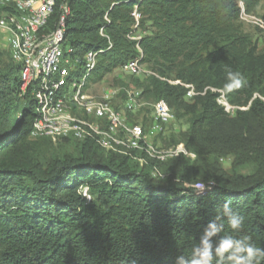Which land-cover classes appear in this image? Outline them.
<instances>
[{
	"label": "trees",
	"instance_id": "16d2710c",
	"mask_svg": "<svg viewBox=\"0 0 264 264\" xmlns=\"http://www.w3.org/2000/svg\"><path fill=\"white\" fill-rule=\"evenodd\" d=\"M68 8L65 45L78 57L72 76L84 74L86 52L104 51L87 80L101 82L137 59L138 47L139 64L153 75L131 76L133 87L147 104L164 103L175 117L153 141L164 145L185 120L186 150L251 153L256 169L241 176L215 168L202 180L208 190L198 194L186 187L194 184L195 159L190 165L182 155L107 154L92 139H33L35 102L30 88L20 91L19 67L7 51V62L0 54V264H175L180 255L191 258L226 200L244 217L238 235L264 246V47L240 24L242 11L263 18L264 0H68ZM229 70L242 75L244 86L225 88ZM70 71L58 77L63 89ZM184 85L194 96H185ZM211 89L223 92L232 113ZM117 96L121 102L125 92ZM149 112L127 116L142 118L147 128ZM64 144L70 152L54 150ZM158 170L170 174L155 178L151 172ZM230 232L225 223L222 234Z\"/></svg>",
	"mask_w": 264,
	"mask_h": 264
},
{
	"label": "bare ground",
	"instance_id": "6f19581e",
	"mask_svg": "<svg viewBox=\"0 0 264 264\" xmlns=\"http://www.w3.org/2000/svg\"><path fill=\"white\" fill-rule=\"evenodd\" d=\"M0 10V31L7 35L9 57L19 67L20 91L24 93L27 85L35 102L37 118L33 123L31 137H50L53 143H57V138H72L77 141L92 139L107 154H127L131 150H138L154 157L155 152L148 140V134L163 132L170 124V120L162 116L173 115L164 103L149 104L148 127L152 130L148 133L142 130L146 129L142 124H132L129 121L130 117L127 116L139 113L146 105L140 92L125 93L120 109L112 102V96L113 100L116 99L114 93L101 102L84 101L90 100L85 95H83L85 98H82L81 90L96 65L97 56L104 51H88L84 54L86 65L84 74L78 82L72 83V93L62 94L67 88L61 87L58 77L67 69L66 63L68 69L72 70L78 62L75 49L65 45V19L69 15L68 0H47L45 14L40 18V24L37 14L25 6L23 0H0ZM56 10L57 19L53 28L49 29L48 24ZM133 13H136V10ZM136 18H139L137 13ZM104 20L107 21V18L104 17ZM31 25H33V35L28 37L31 34ZM99 34L104 36L102 30ZM129 39L139 40L134 37ZM49 44L50 48H47ZM110 46L109 43L108 48ZM137 49L139 57L123 65L131 64V67L121 68L122 72L129 75L139 73L142 53L138 47ZM35 57L34 73L31 76L27 61ZM184 87L189 90L187 94L194 96L191 86L184 85ZM211 91L218 94L217 103L229 112L231 107L226 103L223 92L214 89ZM75 109H83L88 118L73 117L70 113ZM92 110L98 111L95 112V116ZM177 154H179L177 151H169L159 159L163 160L165 157ZM139 162L142 164V160Z\"/></svg>",
	"mask_w": 264,
	"mask_h": 264
},
{
	"label": "rangeland",
	"instance_id": "374dc122",
	"mask_svg": "<svg viewBox=\"0 0 264 264\" xmlns=\"http://www.w3.org/2000/svg\"><path fill=\"white\" fill-rule=\"evenodd\" d=\"M240 24H241V29L244 33L248 34L251 36L252 40L255 42L257 45L258 49H261L264 47V17L262 18L261 13L259 14V17L255 16H248L245 15L244 13H241L240 16ZM257 27V28H256ZM137 40L139 37H136ZM7 35H5L4 32L0 31V54H3V61L7 62V58L5 56V53L7 51L9 52V47L7 45ZM139 73L136 75H129L121 71V68L118 71H113L111 74L105 76L101 82L97 83H92L90 81L85 82V87L82 88L81 94L85 95V97H89L90 100H84V101H93V102H101L105 100V97H110L109 95L111 93L116 94V99L113 100L112 96V102L114 105L118 104V101L120 102L118 94L121 95V92H137L135 88L132 85V81L134 80L133 77H140V76H149L153 75L150 73L145 65H139ZM76 71V66L73 67V69L70 71L68 75H71L70 80L68 83H66L65 88L63 90V95L70 94L72 93V83L74 84L75 81L78 82L81 78L79 75L78 77L72 76V73ZM128 76V77H127ZM131 77V78H129ZM143 79V77H141ZM168 83H171L170 85H177L175 81H167ZM122 84V85H121ZM127 86H124V85ZM72 88V89H71ZM140 92V91H138ZM144 101V99H143ZM123 100L120 102V106H115L118 109L122 106ZM145 102V101H144ZM84 103V102H83ZM146 103V102H145ZM153 104V103H150ZM148 107L149 108V103L143 107ZM226 107V106H225ZM142 108V109H143ZM227 108V107H226ZM141 109V110H142ZM150 109V108H149ZM234 108L230 109L229 113H232ZM240 110H244L243 108ZM141 112V111H140ZM73 117H77L79 119H87L88 116L85 113L83 109H75L73 112L70 113ZM138 114V113H137ZM135 114V115H137ZM135 115H132L130 117H134ZM150 115V112H149ZM148 115V118H149ZM129 120V119H128ZM132 124H142V118H138L137 120H133L130 118L129 120ZM187 130V124L185 120H182L180 122H177L176 125L171 129L172 133H176L173 135V138L169 139L166 141V143L161 144V143H155L154 140V135L148 134V140L152 144V148L154 149V157L161 158L166 152L169 151H177V155L172 156L177 157V156H184L187 157L188 161L193 163L192 161L195 159L196 163L194 165L195 171L193 170L194 173H192V177L194 179V184L196 182H201L203 178L207 177V175L213 171L215 168H220L222 171L228 173V174H238L241 176H246L251 173H253L256 169L257 165V157L251 153H240L239 155L231 154V153H225L219 155H200L196 156L192 151L186 150L181 142H182V136L181 133L185 132ZM165 131V129H164ZM163 131V133H164ZM169 132L166 131L165 135H167ZM179 133V135H177ZM33 138V137H32ZM35 139V138H33ZM59 139V140H58ZM62 138H57L56 142L58 143L61 141ZM172 144H175L172 146ZM57 145V144H56ZM54 145V146H56ZM179 145V146H178ZM56 152H70L71 147L68 144H64L61 147H56L54 148ZM167 157L164 158V160ZM171 159V158H170ZM161 160V159H160ZM167 161V160H166ZM165 162V161H164ZM164 172H161L158 170V173H152V176H155V178H160L164 179L165 177L169 176V172L167 174H163ZM193 184H186V187H191ZM82 195L87 196L86 194V189L82 188L81 189Z\"/></svg>",
	"mask_w": 264,
	"mask_h": 264
},
{
	"label": "clouds",
	"instance_id": "9594fccd",
	"mask_svg": "<svg viewBox=\"0 0 264 264\" xmlns=\"http://www.w3.org/2000/svg\"><path fill=\"white\" fill-rule=\"evenodd\" d=\"M226 89L239 88L246 83L239 72H227ZM191 187L203 194L209 186L196 182ZM225 223L231 229L224 233ZM244 227V217L234 211L231 200H226L218 214L204 227L199 241L192 248L191 258L176 257L175 264H262L264 246H257L251 237L240 236Z\"/></svg>",
	"mask_w": 264,
	"mask_h": 264
},
{
	"label": "built area",
	"instance_id": "2783aa9c",
	"mask_svg": "<svg viewBox=\"0 0 264 264\" xmlns=\"http://www.w3.org/2000/svg\"><path fill=\"white\" fill-rule=\"evenodd\" d=\"M46 1L47 0H23V4L25 6H27L28 8H30L33 12H35V14H37V16L39 17V24H40V18L44 17V14H45V2ZM132 16L135 19L134 28H136L137 25H138V19L139 18H136V13H132ZM32 27H33V25H31V34L28 35V37H31L33 35L32 34ZM134 38H136V37H134ZM47 48H50V44H49V46H47ZM50 55H51V50H50ZM27 63H28V72L32 76L33 73H34V65L36 63V57L34 59L28 60ZM130 67H131V64H128L126 66H121L120 68L128 69ZM66 68H68V63H66ZM26 90H27V85H25V91ZM192 95L193 94H186L185 96H192ZM82 98H85V97L82 95ZM114 106H120V102L118 101V104L114 105ZM95 112H98V111H93L92 110V113H94V116H95ZM110 115H112V114H109V116ZM162 117L168 118L170 120V123H174V121H175L174 115L162 116ZM97 120H100V119H97ZM142 130L150 133V130H152V128L148 127V125H147V128L146 129H142Z\"/></svg>",
	"mask_w": 264,
	"mask_h": 264
}]
</instances>
